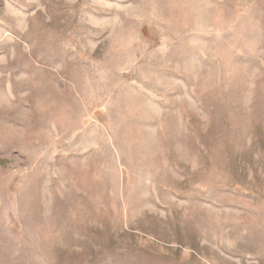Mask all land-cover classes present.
Segmentation results:
<instances>
[{"label": "rangeland", "instance_id": "1", "mask_svg": "<svg viewBox=\"0 0 264 264\" xmlns=\"http://www.w3.org/2000/svg\"><path fill=\"white\" fill-rule=\"evenodd\" d=\"M0 264H264V0H0Z\"/></svg>", "mask_w": 264, "mask_h": 264}]
</instances>
